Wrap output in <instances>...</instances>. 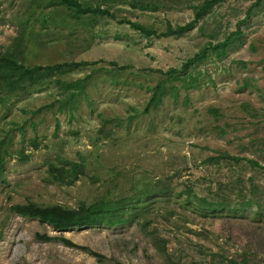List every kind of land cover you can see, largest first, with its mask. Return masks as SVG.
Wrapping results in <instances>:
<instances>
[{"label":"rangeland","instance_id":"rangeland-1","mask_svg":"<svg viewBox=\"0 0 264 264\" xmlns=\"http://www.w3.org/2000/svg\"><path fill=\"white\" fill-rule=\"evenodd\" d=\"M254 1L226 2L207 15L205 33L215 30L219 32L217 39L206 36L200 30L204 23H200L182 35L148 40L118 20L127 18L154 25L163 32L168 21L173 27L190 22L192 11L150 13L124 5L120 12H116L118 7L111 10L117 19L100 18L93 27L87 19V24L76 25L63 7L34 10L31 0H0V51H5L22 33L20 21L24 19L30 22L26 29V64L95 63L68 79L91 73L76 109L58 115L59 125L48 109L34 114L43 106L58 105L55 84L44 91L36 88L7 99L0 96V142L10 138V151L24 148L26 154H32L25 163L18 156L10 159L5 180L0 183V264H164V257L135 223L60 232L36 219L12 213L10 208L27 201L77 207L109 190H113V197L132 194L133 184L143 186L144 180L151 184L166 180L175 193L194 182L198 192L205 193L208 186L218 183L215 177L219 171L225 182L236 176L232 171L235 166L230 167L223 159L209 166L203 162L226 151L256 158L253 152L241 148L250 141L254 125L258 129L264 126V101L256 89H243L242 84L245 76H253L264 87V9L257 17L241 23L244 35L223 60L211 58L199 68V89L187 93L181 90L176 102L165 98L157 109L144 111L153 94L151 90L165 80L166 72L180 69L206 41L214 40L215 44L227 32L235 31ZM29 11L35 12L31 19ZM44 16L51 19L46 26ZM31 31L41 35L38 43L46 44L39 47L30 37ZM113 62L126 69L117 71ZM242 62L247 63L246 69ZM176 85L180 86L179 82ZM210 109H217L219 116L211 114ZM35 138L37 149L32 145ZM59 155L73 161L87 160L88 176L71 186L55 184L46 170L48 162ZM247 171V176L252 174L251 168ZM89 175L96 176L95 181ZM255 177L264 184L263 173ZM164 216V211L156 209L151 229L168 241L169 253L188 263L208 264L214 254L215 264H220L225 261L222 256L249 248L251 264H264V223L248 211L244 218H204L187 213V225L200 234L176 227ZM36 233L63 235L104 255L106 261L98 262L86 252L61 243L40 241Z\"/></svg>","mask_w":264,"mask_h":264},{"label":"trees","instance_id":"trees-1","mask_svg":"<svg viewBox=\"0 0 264 264\" xmlns=\"http://www.w3.org/2000/svg\"><path fill=\"white\" fill-rule=\"evenodd\" d=\"M234 0H31V5H35V9H49L54 7L66 8L68 14L75 19L77 24H87L89 20L95 27L100 18L110 17L117 19V15L111 14V10L115 7L116 12H120L122 6L130 5L133 10H141L143 12H158L159 10H179L188 9L193 13V19L185 25L177 24L173 27L168 21V27L163 32H158L154 25H145L140 22L132 21L127 18L118 20L120 24L129 25L134 31L146 39L161 38L168 36H178L193 30L200 23H204L200 30L205 33L204 25H207V15L217 6H221L226 2ZM264 9V0H255L246 10L243 20L238 22L235 31L227 32L222 41L214 40L206 41L200 50L187 61L182 64L180 69L170 68L166 72L165 80L157 84L151 92V98L147 104L144 113L151 109H157L163 103L165 98H170L176 102L179 98L180 91L189 92L200 88L199 69L207 60L215 58L223 60L229 49L240 41L244 32L241 23L248 21L253 17H257ZM35 12L28 14V19L34 16ZM44 16L43 25L50 24L51 19ZM65 21V20H64ZM29 21L24 19L20 21L22 33L17 36L14 42L8 46L5 51H0V96L7 99L12 95H21L30 89H49L55 84L58 89L57 106L55 103L43 106L34 114H39L44 109H48L50 113L56 117L57 125H59L58 115L65 112L72 113L76 109L78 99L85 93L88 83L91 79V73L84 78L76 80H68L72 75L79 73L84 68L92 67L94 62H62L52 65H28L26 64L25 51L27 49V32ZM47 28V27H46ZM219 32L212 31L206 36L211 39H217ZM41 35H35L32 31L30 37H34V42L39 47L41 44L37 39ZM46 36V35H45ZM242 68H247V63L242 62ZM112 65L118 71L125 70L126 67L118 66L116 62ZM180 84L176 85V84ZM240 82V81H239ZM258 80L253 76H245L243 78L242 88H253L259 93L264 101V87H260ZM209 112L219 116L217 109H210ZM217 118V117H216ZM256 119V117H253ZM109 122V121H108ZM119 125H122L119 124ZM229 125H227L228 127ZM253 133H250L249 142L242 146L241 150L251 151L256 158L241 154H230L228 151L222 152L218 157L208 158L203 165H211L213 162L219 163L220 159L229 162V166H235L232 170L236 176L228 181L222 180V172H218L216 180L217 184H211L206 188L207 192H198L194 182H188L178 193L174 192L166 180H156L153 184L144 180L143 186L133 184L132 194L113 197V190H109L104 196L95 198L93 201L80 202L77 207H68L60 204L43 205L33 201H27L23 204H14L10 210L19 216L36 219L44 226H50L55 231H68L75 228L85 226H106L113 227L124 224L135 223L143 231L144 235L151 239L152 244L158 253L164 257V264H192L184 261L180 257L168 252V241L161 238L155 228L151 229L152 215L158 211L165 212V218L176 227H183L188 232L198 234L190 226L187 225L188 220L185 215L198 214L204 218H215L224 215L239 216L244 218L246 211L251 213L252 217L258 221L264 218V184L256 180L255 175L264 174V126L257 128L254 125ZM224 129V128H222ZM222 133H226L224 130ZM10 138L8 141L0 142V183L5 180V169L7 163L14 156H18V160L22 163L28 162L32 154H26L24 148H19L15 152L10 151ZM33 149L38 148V139H32ZM13 152V153H12ZM248 168H251L252 174L247 176ZM89 164L87 160L81 158L73 161L57 156L47 164V174L51 181L60 186H71L75 184L82 176H88ZM256 173V174H255ZM255 174V175H254ZM95 181L96 176L88 177ZM136 195V196H135ZM174 216V218H173ZM176 218V219H175ZM178 221H184L180 224ZM200 234V233H199ZM36 239L44 242H57L72 249H78L96 258L98 262H105L106 257L97 252L92 251L86 246H80L72 242L63 235L49 236L46 234L36 233ZM250 249L247 248L243 252H236L230 256L224 257L220 264H251ZM215 255L213 260L208 264H215Z\"/></svg>","mask_w":264,"mask_h":264}]
</instances>
